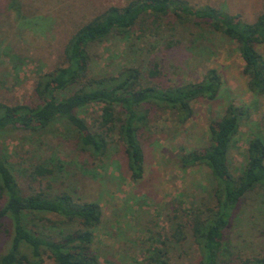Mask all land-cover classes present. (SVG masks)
<instances>
[{
    "label": "rangeland",
    "instance_id": "rangeland-1",
    "mask_svg": "<svg viewBox=\"0 0 264 264\" xmlns=\"http://www.w3.org/2000/svg\"><path fill=\"white\" fill-rule=\"evenodd\" d=\"M128 1L0 0V101L31 102L35 79L61 63L64 45L76 27L104 9L122 7ZM183 1L239 14L247 23L254 22L264 9V0ZM257 50L264 57V45ZM89 54L90 76H112L130 67L144 71L156 61L165 85L197 82L208 69H215L223 81L216 98L191 104L193 114L186 123L166 112L149 124L143 141L144 175L138 183L130 180L116 134L108 139L107 150L98 160L77 151L76 132L66 124L0 135V144L8 151L20 181L24 182L34 165L43 164L55 170L53 190H66L99 205L102 220L92 229L97 264H143L169 245L173 215L212 201L214 181L208 168L182 169L180 157L208 146L209 124L224 114L228 104L248 106L250 115L239 123L228 152L229 169L239 175L249 139L257 134L264 137V97H253L247 91L236 44L193 23L163 25L158 36H142L136 30L126 38L112 34L90 45ZM100 110L101 105L91 104L76 114L91 126ZM75 228L67 225L63 231ZM6 238L0 237V254ZM224 242L235 259L264 256V185L237 205ZM169 255L171 264L198 261L196 247L189 241L172 248ZM43 264L53 263L46 259Z\"/></svg>",
    "mask_w": 264,
    "mask_h": 264
},
{
    "label": "trees",
    "instance_id": "trees-1",
    "mask_svg": "<svg viewBox=\"0 0 264 264\" xmlns=\"http://www.w3.org/2000/svg\"><path fill=\"white\" fill-rule=\"evenodd\" d=\"M15 3V2H14ZM172 20V22L170 21ZM193 23L236 44L243 62L247 91L264 97V9L254 22H243L239 14L215 7L190 6L183 0H129L122 7L110 6L78 25L62 50L58 66L37 76L29 103L0 101V135L8 132L46 130L66 124L76 135L77 151L98 160L116 134L126 159L132 183L144 175V135L150 123L170 112L179 123L193 114L191 104L214 99L223 81L208 69L197 82L165 85L156 61L149 68H123L112 76H90L89 47L110 35L126 38L133 30L142 36H158L163 25ZM91 104L101 105L90 126L76 111ZM250 115L248 106L228 104L224 114L209 124V144L180 157L182 169L204 165L214 181L212 201L170 218L169 245L143 260V264H171L172 248L191 242L197 264H264V256L233 258L224 242L225 231L239 203L264 185V137H251L245 150L246 163L234 176L228 152L239 123ZM10 155L0 144V237L6 243L0 264H97L92 246V229L102 220L95 202L81 200L66 190H53L55 170L36 164L25 176L17 177ZM26 182V187L24 183ZM75 225L64 233L63 227Z\"/></svg>",
    "mask_w": 264,
    "mask_h": 264
}]
</instances>
